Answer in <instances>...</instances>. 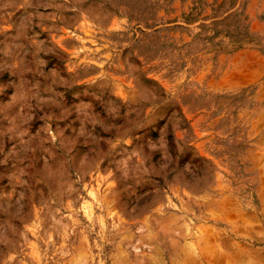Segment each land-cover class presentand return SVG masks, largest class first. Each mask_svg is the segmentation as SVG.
I'll return each instance as SVG.
<instances>
[{
  "label": "rangeland",
  "instance_id": "obj_1",
  "mask_svg": "<svg viewBox=\"0 0 264 264\" xmlns=\"http://www.w3.org/2000/svg\"><path fill=\"white\" fill-rule=\"evenodd\" d=\"M0 264H264V0H0Z\"/></svg>",
  "mask_w": 264,
  "mask_h": 264
}]
</instances>
